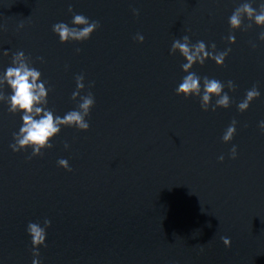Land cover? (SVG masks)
<instances>
[{
	"label": "water",
	"instance_id": "obj_1",
	"mask_svg": "<svg viewBox=\"0 0 264 264\" xmlns=\"http://www.w3.org/2000/svg\"><path fill=\"white\" fill-rule=\"evenodd\" d=\"M244 2L0 0V74L23 51L50 89L46 108L55 116L76 110L89 92L95 100L87 131L62 127L38 156L9 148L22 113L0 101V264H32L26 228L44 219L40 264H264V27L227 39L228 19ZM248 2L258 8L262 0ZM73 14L99 27L85 41L61 43L52 26L71 27ZM184 35L231 49L223 66L206 60L190 69L234 83L223 89L228 108L211 111L213 97L203 111L199 97L176 95L186 61L169 50ZM81 74L85 87L73 100ZM253 85L260 96L239 112ZM0 92L11 95L6 84Z\"/></svg>",
	"mask_w": 264,
	"mask_h": 264
},
{
	"label": "clouds",
	"instance_id": "obj_2",
	"mask_svg": "<svg viewBox=\"0 0 264 264\" xmlns=\"http://www.w3.org/2000/svg\"><path fill=\"white\" fill-rule=\"evenodd\" d=\"M72 7L69 6L68 12L72 13ZM133 14L137 15V11L133 10ZM247 20L249 23L245 24ZM71 27L69 24L59 22L52 26V32L58 36L61 43L75 41L81 42L89 39L91 34L99 27L98 21H91L82 14H73L71 20ZM230 34L228 36V43H235V38L231 35V31L237 29L247 31L255 24L258 27H264V0L259 4L258 8H254L251 2L240 4L232 12L228 19ZM19 27H23L20 25ZM137 42H143L144 37L141 34L135 36ZM259 41H264V31L258 35ZM251 47H256L255 43H251ZM79 52V49H76ZM230 48L224 51L217 52L215 43L207 46L203 41H197L195 44L190 42L189 36L184 35L181 39L174 40L169 54L179 53L186 63L181 65L182 71L187 73L182 78L179 86L175 89L176 95L184 96L185 98L199 97L200 107L203 111H208L210 108V101L213 97H217L215 104H211V111L217 108H228L230 106V97L223 89L227 87L229 91L235 88L234 83L229 80L227 83H222L216 79H209L208 77H200L195 72L190 71L194 64L203 65L206 60H212L217 66H223L225 58L228 56ZM3 55L7 56L8 52L4 51ZM41 61L43 58H38ZM76 91L72 93V99L76 100L80 90L85 85L83 83L84 76L77 75ZM7 85L11 90V95L5 96L0 92V101L8 104V112L12 114L22 113V126L18 132L13 134V143L9 145L12 152H19L26 148H31V156L42 155V150L53 147L50 141L61 131L62 127H75L79 131H87L89 123L86 119L95 100L91 92L87 95L80 96V102L76 110H71L60 116H55L52 110L46 108L47 95L50 89L46 88V82L41 80V73L36 68L31 66L29 57L25 56L23 51H17L11 59V65L0 74V87ZM91 86V85H90ZM260 96L257 87H253L245 94L244 99L237 105L239 112H244L249 108L250 103ZM236 120H232L231 124L226 128L222 141L228 143L232 140L236 131ZM259 129L264 132V120L258 124ZM64 147L67 149L68 145ZM237 155L236 146L230 149V157L235 159ZM31 157H29L30 159ZM223 161L224 156L218 157ZM59 167L71 171L69 163L66 159H59L57 161ZM50 226L48 219L43 220V227L39 222H29L26 228L28 235L31 238L32 245V264H40L38 259L39 247L46 246V229ZM222 243L225 247L230 246V239L221 237Z\"/></svg>",
	"mask_w": 264,
	"mask_h": 264
}]
</instances>
